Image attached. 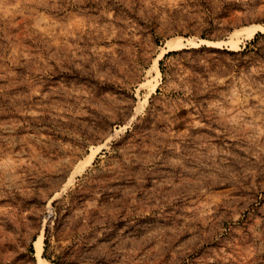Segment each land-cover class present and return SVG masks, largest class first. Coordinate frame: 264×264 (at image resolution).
I'll return each instance as SVG.
<instances>
[{
    "label": "rangeland",
    "instance_id": "374dc122",
    "mask_svg": "<svg viewBox=\"0 0 264 264\" xmlns=\"http://www.w3.org/2000/svg\"><path fill=\"white\" fill-rule=\"evenodd\" d=\"M40 235L50 264H264V0H0V264Z\"/></svg>",
    "mask_w": 264,
    "mask_h": 264
},
{
    "label": "bare ground",
    "instance_id": "6f19581e",
    "mask_svg": "<svg viewBox=\"0 0 264 264\" xmlns=\"http://www.w3.org/2000/svg\"><path fill=\"white\" fill-rule=\"evenodd\" d=\"M238 36H242V35H246L245 31L244 30H239L237 32ZM206 43H208L209 41H205ZM185 42L180 39V38H175V39H172L169 41L167 47L170 49V48H179V47H182L184 46ZM35 248H36V255H37V260H38V263L39 264H50V262L46 259V258H43L41 256V252L43 250V235H40L38 237V239L36 240V243H35Z\"/></svg>",
    "mask_w": 264,
    "mask_h": 264
},
{
    "label": "trees",
    "instance_id": "16d2710c",
    "mask_svg": "<svg viewBox=\"0 0 264 264\" xmlns=\"http://www.w3.org/2000/svg\"><path fill=\"white\" fill-rule=\"evenodd\" d=\"M259 34H261L260 32L257 33L256 36H258ZM203 50V49H202ZM246 49H244L241 53H244ZM216 51H220V52H227V50H216ZM35 249L33 244H29L28 247L26 248L25 251H23L20 255V259H22L23 264H38L37 263V259L35 256Z\"/></svg>",
    "mask_w": 264,
    "mask_h": 264
},
{
    "label": "water",
    "instance_id": "95a60500",
    "mask_svg": "<svg viewBox=\"0 0 264 264\" xmlns=\"http://www.w3.org/2000/svg\"><path fill=\"white\" fill-rule=\"evenodd\" d=\"M208 45V44H207ZM37 263H38V261H37ZM39 264V263H38Z\"/></svg>",
    "mask_w": 264,
    "mask_h": 264
}]
</instances>
